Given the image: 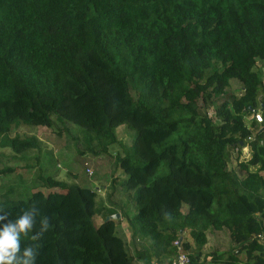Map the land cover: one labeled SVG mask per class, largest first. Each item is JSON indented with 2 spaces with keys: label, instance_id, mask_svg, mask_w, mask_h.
<instances>
[{
  "label": "trees",
  "instance_id": "trees-1",
  "mask_svg": "<svg viewBox=\"0 0 264 264\" xmlns=\"http://www.w3.org/2000/svg\"><path fill=\"white\" fill-rule=\"evenodd\" d=\"M262 61L264 0H0V148L36 168L23 197H10L23 183L0 185V209L15 219L36 202L49 218L36 264H167L179 237L187 264H264ZM55 122L80 154L118 146L106 176L121 170L128 202L114 190L97 198L99 187L58 169L42 175L41 139L9 135ZM122 216L131 254L116 229ZM204 223L227 231L224 250H200Z\"/></svg>",
  "mask_w": 264,
  "mask_h": 264
},
{
  "label": "rangeland",
  "instance_id": "rangeland-1",
  "mask_svg": "<svg viewBox=\"0 0 264 264\" xmlns=\"http://www.w3.org/2000/svg\"><path fill=\"white\" fill-rule=\"evenodd\" d=\"M260 63V62H259ZM258 63V64H259ZM262 63H264L262 61ZM264 76V74H263ZM239 82L236 81L233 78H230L229 81V90H232V92L236 95L239 94L240 90L238 88ZM208 111V114H212L213 110L210 107L205 108ZM66 128L69 130L70 134L77 133L76 126L74 124L65 122ZM57 127H61L58 122H55V125L52 129L44 126H33V125H27V124H19L11 126L9 135L17 134L18 136H24V135H31L35 134L37 137L41 139V147L38 151L39 155L43 156V158L40 159L38 165L43 166V170L40 171L42 175L44 174H53V171L55 169H58L56 173L57 178H62L66 181L75 180L76 182H79L83 185L93 186L96 185L99 187V192L96 194V197L98 198L99 195L104 196L107 192H112L111 199H114L116 202L119 201V203L122 205V203L128 202V198L126 197V191L122 188L120 182H118L122 178V173L119 168H115L113 172V176L115 178H110V176H106V172L108 170H112L114 167L113 161H112V154L119 150L117 145H113L109 148V151L102 154V155H91L90 153H84L80 154L75 150L74 142L71 140V136L69 134H66L64 130L60 129V133H57ZM126 129L123 125L118 126L116 128V132L118 134L119 138H122L123 141L128 144L130 141V138L132 136V130H129L130 133L126 134ZM79 148V145H78ZM245 148V147H243ZM242 151L245 152L246 149ZM2 150V154L0 155V168L9 164L14 167V169L10 172H7L5 174H0V185L8 182L12 183H23L22 186L26 187V190L23 192H18L13 194L10 197H23L25 196L30 190H32V178L35 174L34 170L36 168L31 167L30 169H26L27 167L23 165V161L19 160L18 157H13V159H10L9 157V149L7 147L0 148ZM49 150L51 152H49ZM1 152V151H0ZM34 152V151H33ZM242 152V153H243ZM52 154L53 160H49L48 157ZM29 154H32V150H30ZM247 154L245 153L244 156ZM40 156V157H41ZM235 156V151L233 150L231 153V159L228 160V167L230 165H234L235 160L238 159ZM243 154L240 153L239 158L242 157ZM22 163V164H21ZM89 167L93 173L87 174L85 171V168ZM20 174V177H17V174ZM105 173V174H104ZM264 174V172H261ZM37 174V173H36ZM102 174V177H94V175H100ZM22 178V179H19ZM113 179V181H112ZM43 189V188H42ZM100 193V194H99ZM186 205L181 206V210H185ZM132 212V210H130ZM117 233L121 236L122 240L126 243V248L128 250V253L131 254L133 251L132 246L127 243V240L129 238V231L127 229L126 219L122 216L120 218L119 224L116 226ZM197 230L200 229L204 232L206 236L205 242L201 245L200 250L204 253H208L210 251H222L226 248L228 244V235L227 231L224 229H212L209 224L204 223L203 225H200L196 228ZM182 236H184V239L188 240L190 244L193 246H196L195 242L193 241L192 237L189 235L188 228L185 227L183 231L181 232ZM141 245H147V243L144 241V239H140L136 241V247H140ZM243 253L240 255L242 256ZM206 258H209V255H207ZM142 260L130 261L129 264H142ZM154 264V263H152Z\"/></svg>",
  "mask_w": 264,
  "mask_h": 264
},
{
  "label": "clouds",
  "instance_id": "clouds-1",
  "mask_svg": "<svg viewBox=\"0 0 264 264\" xmlns=\"http://www.w3.org/2000/svg\"><path fill=\"white\" fill-rule=\"evenodd\" d=\"M256 112L260 114V109ZM256 120L260 121L261 115L260 119ZM9 215V212L0 209V264H36L39 250L42 247L40 241L51 228L49 218L41 215L36 202H33L27 209H22L15 219H9ZM24 237H27L30 243L22 245ZM179 239L174 241L177 243L174 256L178 251L186 254L179 245ZM171 260L167 264H170Z\"/></svg>",
  "mask_w": 264,
  "mask_h": 264
},
{
  "label": "built area",
  "instance_id": "built-area-1",
  "mask_svg": "<svg viewBox=\"0 0 264 264\" xmlns=\"http://www.w3.org/2000/svg\"><path fill=\"white\" fill-rule=\"evenodd\" d=\"M253 116L256 119H260V114L258 112H255L253 114ZM85 171H86V173H89L90 172V168L86 166ZM187 261H188V258L186 256V254L184 252H182V251H178L176 253V255L173 257V259L171 260L170 264H186Z\"/></svg>",
  "mask_w": 264,
  "mask_h": 264
},
{
  "label": "water",
  "instance_id": "water-1",
  "mask_svg": "<svg viewBox=\"0 0 264 264\" xmlns=\"http://www.w3.org/2000/svg\"><path fill=\"white\" fill-rule=\"evenodd\" d=\"M264 106V105H263ZM119 214H118V212H115V213H113V214H111L110 216L111 217H117ZM180 238V237H179Z\"/></svg>",
  "mask_w": 264,
  "mask_h": 264
}]
</instances>
